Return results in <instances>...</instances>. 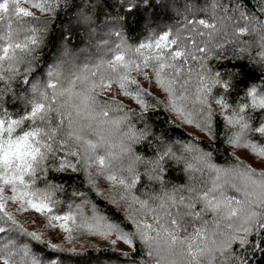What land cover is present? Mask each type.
<instances>
[{
    "label": "trees",
    "instance_id": "trees-1",
    "mask_svg": "<svg viewBox=\"0 0 264 264\" xmlns=\"http://www.w3.org/2000/svg\"><path fill=\"white\" fill-rule=\"evenodd\" d=\"M18 4L28 10L31 7L30 0H18ZM48 4L50 10L45 11L31 7L41 16L33 13L35 19L26 18L39 29L35 33L38 46L16 66L14 72L5 71L3 79H0V112L13 119L30 112L31 102L39 99L34 87L49 95L52 94V89L47 87L49 83H57L58 88L68 87L73 74H79L85 65L93 68L101 60L114 59L117 45L127 51V58L141 42H147L164 32L171 33L170 38L194 36L197 42L195 46L191 44L193 50H190L197 60L187 59V64L183 65L185 75L189 68L194 69L190 77V99L180 103L186 113L191 112L194 123L189 125L198 134L188 133L172 120L164 103L168 98L163 99L154 92V75L150 84L142 74L135 70L129 72V78L149 93L142 96L147 107L137 103L132 96L124 95L115 81L103 91L97 89L94 111L99 113L104 108L108 114L96 115L91 121H81L91 125L84 129V138L99 143L104 135L97 129L119 121L116 124L120 130L117 140L110 143V147L98 148L97 154L113 153L118 157L114 163L122 165L118 175L127 183H131L135 177L138 179L129 191L118 184L114 186L98 174L97 165L86 161V145L69 140L68 144L79 155L67 156L68 146H65V150L57 151L55 157L49 154L45 162L46 170L37 174L38 187L57 186L54 197L62 202L60 214L66 212L71 204L85 217L91 218L94 212V215L102 216L123 232L135 233V224L124 212L126 206L134 204L133 196L149 200V203H153L150 199L152 196H162L165 192L175 191L177 196H188L186 183L189 174L194 175L193 168L203 169L207 176L209 169L205 164L232 174L247 166L229 146V138L240 128L229 125L225 117L233 115V109L238 104L251 103L247 97L251 87L255 86L258 92L264 93V0H48ZM199 19L214 24L215 28L196 24ZM84 25L93 30L94 35L86 33ZM193 28L196 30L192 31ZM242 28L246 31L241 32ZM107 29H110L107 37L99 39ZM208 29L213 33L208 35ZM197 32L203 35H197ZM201 36L202 39L199 38ZM205 36L208 38L205 39ZM197 46L205 50L199 52ZM176 49L177 45H173L172 50ZM201 64L202 68L199 67ZM146 70L149 75L153 73L151 68H145L143 73ZM217 73L219 79L227 82L229 87L225 89L220 84L214 85L208 96V105L201 110V105H193L191 96L201 76L211 84L217 78ZM134 89L135 86H131L130 90ZM76 90H80L79 84ZM33 94L34 97L29 99ZM219 98L226 100L229 105L227 109L215 102ZM105 101L109 106L105 107ZM113 102L121 107L117 108ZM243 115L253 129L264 124V109L249 108ZM196 123L202 126L208 124L210 131H201ZM21 129L30 130V122L25 121L16 129V133H20ZM247 140L264 145V137L255 131L247 133ZM65 157L76 166L75 171L71 167L60 168V161ZM89 164L92 166L89 167ZM189 165L193 167L189 168ZM129 167L131 171H128ZM226 189L228 195H233L231 188ZM4 195L10 196L12 193L6 190ZM122 196L124 199H121ZM197 207L196 210H199L202 204ZM19 209V202H6L5 211L13 216L17 225L26 232L36 233L40 239L24 234L14 225L10 231L0 233V243L10 241V247L26 248L40 264H154V259L148 256L147 245L138 237H134V246H130L129 251L113 249L108 245L86 250H76L70 244L63 247L49 239L44 230L33 229L25 217L27 211ZM175 210L173 208L172 212L175 213ZM180 210L185 211L183 207ZM255 211L262 209L255 208ZM146 218L152 221L151 216ZM204 219L210 220L206 214ZM194 224L195 221L189 227V232L195 227ZM179 233L187 235L184 231ZM244 240V243L232 242L224 253L217 252L215 264H264V228L254 224ZM53 244L58 246V250L52 248Z\"/></svg>",
    "mask_w": 264,
    "mask_h": 264
},
{
    "label": "snow or ice",
    "instance_id": "snow-or-ice-1",
    "mask_svg": "<svg viewBox=\"0 0 264 264\" xmlns=\"http://www.w3.org/2000/svg\"><path fill=\"white\" fill-rule=\"evenodd\" d=\"M30 3L32 8L40 11L50 10L48 0H30ZM26 18L35 19L31 11L19 6L18 0H0V29H3L0 31V79H3L5 71L14 72L16 66L23 62L26 56L31 55L35 46H38L39 41L35 33L39 29ZM195 23L204 28H215L214 24L204 19H199ZM240 31L244 32L246 29L242 28ZM196 34L203 35L202 32ZM170 37L171 33L164 32L147 42H141L138 47L131 50L132 54L127 58V51L117 45L114 59L101 60L93 68L85 65L79 74H73L74 78L69 80L68 87L58 88L57 83H49L47 87L52 89L51 95L46 91L39 92L34 87L33 90L38 93L39 99L33 100L30 112L19 119L10 118L0 112V233L10 231L11 226L16 225L24 234L40 239L36 233L26 232L19 227L13 216L5 211L6 202L13 201L19 202L21 211L34 210L46 216L51 227H56V222H59V228L68 233L69 241L73 239L74 231L87 230L90 234L100 235L105 239L116 233L117 239L129 246H134V237L143 241L149 249L148 256L154 259V264H215L217 252L223 253L224 248L237 239L241 243L245 242L243 236L237 237L231 234L225 239L226 234L221 228L222 224L234 232L245 234L251 231V226L254 224L264 228V172L255 173L249 166L236 171V175L241 177V185L222 179V174H226L228 170L205 164L209 169L207 176L204 175L203 169L193 168V172H200V176H189L188 196H177L175 191L165 192L162 196H152L150 199L153 203L133 196L132 203L139 204V208L135 210L136 218L132 221L136 231L131 234L108 223L102 216L85 217L78 208L74 210L71 204L68 205L66 212L60 214L59 206L62 202L54 197L57 186L48 185L44 188L37 186V174L38 172L42 174L46 170L45 162L49 154L55 157L57 151H64L65 146H68L67 156L79 155L77 151L72 150L68 144L69 140L86 145V161L97 165L98 174L104 176L114 186L118 184L125 191L135 186L138 177L127 183L118 175L122 170V165L114 163L118 157L111 152L105 155L97 154V149L103 145L84 138V129L91 125L81 122L91 121L96 115L107 116L108 113L104 108L99 113L94 111L97 104L96 90L103 91L109 88L113 81L119 84L124 95L132 96L143 107L148 106L142 96L149 93H146L135 80L129 78L131 70L143 75L145 68H151L155 84L168 94L172 110L184 116L186 123H194L191 112L186 113L180 102H187L190 99V77L194 71L193 68H189L185 75L183 65L187 64L189 56L193 60H197V57L194 53L182 49L178 38ZM192 43L195 46V40ZM170 45H177V49L170 50ZM204 50L197 46V51ZM199 67L202 68L203 65ZM216 77L209 84L201 76L196 91L191 96L193 105H201V110L203 106L208 105V96L214 85L220 84L225 89L229 87L227 82L219 79V73ZM144 78L152 83L150 77ZM78 84L79 91L76 90ZM131 86H135V89L130 90ZM247 97L251 100L250 104H238L233 109V115L225 117L229 125H238L240 128L238 133L229 138V142L237 147L250 148L256 155L264 157V148L258 149L257 145L247 142L246 139L250 131L260 133L264 137V124L253 129L243 115L249 108L264 109V93L258 92L253 86L248 90ZM215 102L223 109L229 107L223 98L216 99ZM104 104L105 107L109 106L107 101ZM116 107L121 106L116 103ZM208 118L209 120L211 118L210 112ZM25 121L30 122V130L21 129L20 133H16V129ZM113 123L118 124L119 121ZM196 127L201 131H210L208 124L202 126L196 123ZM58 136L66 138L58 139ZM65 167L76 170V166L66 157L60 161V168ZM131 170L129 167L128 171ZM212 173L215 175L213 176ZM150 179H159V177H150ZM226 186L233 190V195L227 194ZM6 190H10L12 195L5 196ZM121 199L124 197L122 196ZM198 204L203 206L196 210ZM255 205H259L262 211L253 210ZM181 207L185 211H181ZM173 208L177 209L175 213L172 212ZM209 212L213 214V219H204L205 214ZM148 216L152 217V223L143 219ZM186 217L190 219H185ZM196 220L201 221V226L193 227L189 232V227ZM179 231H184L187 235L180 237L177 235ZM112 243L115 244L116 241ZM51 246L54 250H58L57 245ZM71 251L75 252V249ZM0 264H40V262L31 257L26 248H13L10 247V241H4L0 243Z\"/></svg>",
    "mask_w": 264,
    "mask_h": 264
},
{
    "label": "rangeland",
    "instance_id": "rangeland-1",
    "mask_svg": "<svg viewBox=\"0 0 264 264\" xmlns=\"http://www.w3.org/2000/svg\"><path fill=\"white\" fill-rule=\"evenodd\" d=\"M29 10L32 13L41 16L40 13L34 11L31 7H29ZM206 15H209V13L208 14L206 13ZM84 29H85L86 33L89 32L91 35H94L93 30H91L86 25H84ZM208 30H209L208 35L213 33V31L211 29H208ZM109 31H110V29L105 30V32L103 33V35H101L99 37V39L100 38L103 39V38L107 37V35L109 34ZM202 37L203 36H201L199 38L202 39ZM206 38H208V36H205V39ZM193 40H195V42H196V38L194 36H190L189 38L188 37H182V38H178V43L180 46H185L187 48V49H185V51L190 52V50H193V49H191V44H193L192 43ZM97 41L95 42L96 46L99 42V41L98 42ZM196 44H197V42H196ZM172 47H173V45H170V50H172ZM190 58H191V56H189L187 59H190ZM141 76L142 75H140L139 77L141 78ZM143 76H148L150 78H153V73L149 75L148 71L146 70V72L143 73ZM147 83H149V82L147 81ZM154 88H155L154 92H156L159 95V97H162L163 99L168 98V94L165 93L159 87V85H155ZM33 97H34V94L31 95L29 97V99L33 98ZM167 100L168 101L164 102L165 108H166L167 113L172 118V120L179 127L183 128L188 133L195 134V135L198 134L192 128L191 125H189L188 123L185 122V119L183 118L182 115H180L177 112L172 110V108L170 106L169 99H167ZM84 121H89V120H84ZM97 131L102 132V135H104V138L99 139V143H102L103 146H109V144L112 143L113 141L117 140V137L120 135L119 126L116 124H112V125H109L107 127H103L102 129L99 128V130L97 129ZM246 139H247V137H246ZM247 142H249V141L247 140ZM249 143H251V142H249ZM251 144H253V143H251ZM255 145H257V144H255ZM229 146H230L231 150L233 151V153L236 155V157L239 158L242 162H244L247 166L254 169L255 172H257V173L264 172V157H260V156L256 155L255 153L252 152V150L250 148L237 147L232 143H230ZM257 148L258 149L264 148V145H257ZM120 154L125 155V153L124 154L120 153ZM194 175L200 176V172H194ZM212 175L214 176L215 173H212ZM189 176H190V174H189ZM222 179H226V180H229L231 182L236 183L237 185H241V177H239L235 173H233V174L232 173L222 174ZM188 186H190L189 180L186 183V187H188ZM226 188H227V186H226ZM232 194H234V192ZM102 196L105 197L104 195H102ZM138 208H139V205H137V204H129L128 206L125 207L124 212L131 222L133 221V218H136L134 216V213H135V210ZM197 208H199V207H197ZM255 208H260V206L259 205L253 206V210H255ZM175 211H177V209ZM27 213L28 214L25 217L27 219V222L33 227V229H35L37 231L44 230V233L49 235V239H51L54 243H58L59 245H62L63 247L67 246V244H70V247L71 248L74 247L76 250H86V249L101 247V245H105V246L108 245L113 249H119V250H123V251H129L130 250L129 245L125 244L122 240H118L117 237H115V233L114 234L112 233L110 236H108L107 239H105L104 237H102L100 235H92L87 230L74 231L72 233L73 239L71 241H69L67 239L68 233L64 232L63 230H61L59 228V226H58L59 222H56V224H57L56 227H51V226H49V223H48L46 216L41 215L39 213H36L34 210H28ZM93 215H94V212H92L91 216H93ZM206 215H207V217H209L210 220L213 219L212 213L209 212ZM143 219H147L148 222H150V219H148L146 217ZM150 223H152V221ZM194 225H195V227H198V225L201 226V221L196 220ZM252 226H251V228H252ZM221 228L224 230V232L226 234L225 239H227L229 237L228 233H231L232 235H235L237 237L243 236L244 239H245V236L248 234V233L245 234L243 232H234L232 229L225 228L223 224L221 225ZM179 232H181V231H179ZM179 232H177V235L180 237H183L182 233H179ZM114 240L116 241L115 244L112 243V241H114ZM235 241L238 243H241L239 239H237ZM225 249H226V247L224 248L223 253L225 252ZM218 253H220V252H218ZM177 259H179V258H177Z\"/></svg>",
    "mask_w": 264,
    "mask_h": 264
}]
</instances>
